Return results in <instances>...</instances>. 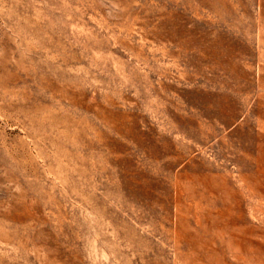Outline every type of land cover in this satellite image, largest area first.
I'll return each instance as SVG.
<instances>
[{"label":"rangeland","instance_id":"obj_1","mask_svg":"<svg viewBox=\"0 0 264 264\" xmlns=\"http://www.w3.org/2000/svg\"><path fill=\"white\" fill-rule=\"evenodd\" d=\"M0 264H264V0H0Z\"/></svg>","mask_w":264,"mask_h":264}]
</instances>
